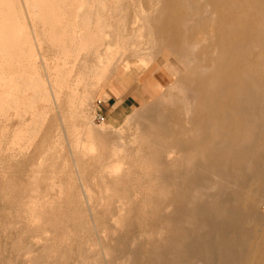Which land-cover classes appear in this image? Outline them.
Here are the masks:
<instances>
[{
    "label": "bare ground",
    "instance_id": "1",
    "mask_svg": "<svg viewBox=\"0 0 264 264\" xmlns=\"http://www.w3.org/2000/svg\"><path fill=\"white\" fill-rule=\"evenodd\" d=\"M145 70L123 125L96 128L99 90ZM15 193L4 228L41 249L13 233L0 264H264V0H0V195Z\"/></svg>",
    "mask_w": 264,
    "mask_h": 264
},
{
    "label": "rangeland",
    "instance_id": "2",
    "mask_svg": "<svg viewBox=\"0 0 264 264\" xmlns=\"http://www.w3.org/2000/svg\"><path fill=\"white\" fill-rule=\"evenodd\" d=\"M123 75L125 77L123 81L118 82L116 80L117 82H115L114 85L110 86L111 88L110 92L112 93V95L109 98L103 97L104 88H101L99 92L96 94L95 101L93 102V104H91L92 108L90 109L91 110L90 117L93 120L94 124L96 125L95 126L96 128H102V125H105L108 130L110 129L109 131L114 133L115 129H118L119 127H121L125 121L124 119L126 115L128 114V112H130V110H132L133 107L137 106L143 99V95L146 93V89H145L146 86L144 84H147L149 82L148 79L152 77L151 74H149L147 70H145L143 74L138 73V72H135L134 74L126 72ZM123 105L125 106V108ZM100 114L103 115L104 120L99 119ZM50 123H53V124L57 123V121L55 122V119L53 118V116H52V119L50 118ZM111 126L113 128H111ZM106 127H103L102 129H105ZM67 150L68 148L65 147L64 154L66 156L68 154ZM17 162H14L15 175L24 181L26 180V176L28 173L27 171L28 168L26 167L28 161L26 159V160H20ZM23 162L25 166L23 165ZM23 183L24 182H21V184ZM24 186L25 185H23L21 189L19 188L17 191L22 193L24 190ZM12 197L14 198L17 197L16 193H15V196L14 195L9 196V197H6V199L4 198L3 194L0 195V198H1L0 199V208H1L0 209V238L3 242L4 249H6L5 253L7 254L8 253L7 250H10L11 241L13 239L12 234L13 233L16 234V232L17 234L20 233L19 239L21 238V241H20L19 247L21 248V250H23L25 246L31 245L32 247L36 248V252H39V250L41 249L40 244L38 245L37 242L36 243L34 242L37 240L30 233H28L25 230H20V232L17 230L15 232L13 230H9V229L7 230L4 228V224L8 222L10 218H12L13 214H15L13 213L14 212L13 210H15V206H13L12 204L13 202ZM16 206L18 207V203L16 204ZM20 206H21L20 209H22L23 205L21 204ZM77 207L80 212V214L77 215V218L81 217L80 219L84 221L85 212L81 213V211H85V208L82 205H78ZM262 209L264 213V206L262 207ZM136 216H137L136 214L129 215L131 219V223L122 227L123 228L121 230L122 232H127L129 229L134 230L136 228L137 229L140 228L141 224ZM84 222H86V220ZM142 225L147 227L149 226V223H142ZM88 235H90V232L88 233ZM88 235L86 234V236ZM118 236H119V233L116 235V240L114 241L110 240L111 242L110 244L117 245V248H119L120 246L119 240L117 239ZM5 244L6 246H8V248L5 246ZM36 246L37 247L39 246V247L37 248ZM84 246H85V243L83 244V247ZM137 247L139 251H141V256L139 254V258H142V254L143 253L145 254L147 252V250L150 248V244L147 242V239L144 238L139 242ZM18 258H17L16 264H23L24 256L19 255ZM137 263L138 264H148V259L147 258L140 259L138 260ZM45 264H53V263H45Z\"/></svg>",
    "mask_w": 264,
    "mask_h": 264
},
{
    "label": "built area",
    "instance_id": "3",
    "mask_svg": "<svg viewBox=\"0 0 264 264\" xmlns=\"http://www.w3.org/2000/svg\"><path fill=\"white\" fill-rule=\"evenodd\" d=\"M99 119L104 120V117L102 114L99 115Z\"/></svg>",
    "mask_w": 264,
    "mask_h": 264
},
{
    "label": "crops",
    "instance_id": "4",
    "mask_svg": "<svg viewBox=\"0 0 264 264\" xmlns=\"http://www.w3.org/2000/svg\"><path fill=\"white\" fill-rule=\"evenodd\" d=\"M124 106V105H123ZM124 108H125V106H124Z\"/></svg>",
    "mask_w": 264,
    "mask_h": 264
}]
</instances>
